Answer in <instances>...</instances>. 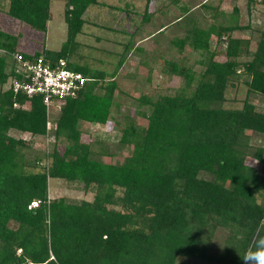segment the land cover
<instances>
[{
  "label": "trees",
  "instance_id": "trees-1",
  "mask_svg": "<svg viewBox=\"0 0 264 264\" xmlns=\"http://www.w3.org/2000/svg\"><path fill=\"white\" fill-rule=\"evenodd\" d=\"M52 1L0 0V10L45 34ZM212 1L205 0L212 20L205 27L193 6L180 5L175 21L185 24V33L171 43L181 56L165 61L162 73L182 84L133 98L145 124L129 120L121 128L117 149H131L121 162L96 157L111 152L84 140L79 128L82 121L107 123L121 106L115 74L124 53L110 73L70 61L84 15L98 0H64L67 31L58 50L44 43L34 52L19 50L20 33L0 29V264H176L178 257L241 264L264 236V108L251 101L254 95L264 103V29L251 17L264 0H244L242 24L237 2L226 19ZM151 13L145 9L143 20ZM236 31L246 37L232 36ZM13 54L63 59L86 78L75 96L60 101L54 129H47L51 113L42 96L3 88L22 80ZM228 87L245 90L239 106L228 105ZM11 129L31 137L51 133L64 149L55 143L52 152L31 153V137L15 138ZM50 178L94 188L93 200L48 199Z\"/></svg>",
  "mask_w": 264,
  "mask_h": 264
},
{
  "label": "rangeland",
  "instance_id": "rangeland-1",
  "mask_svg": "<svg viewBox=\"0 0 264 264\" xmlns=\"http://www.w3.org/2000/svg\"><path fill=\"white\" fill-rule=\"evenodd\" d=\"M215 6L225 13L228 18L234 2H237L240 9V23H245L248 14L244 0H213ZM181 4L193 6V16L200 18L201 26L211 23L207 17L205 0H181L178 6L168 4V0H155L146 5V0H98V4L91 5L84 17L86 23L82 32L76 37L78 48L72 54L70 61L77 63H88L91 67L112 72L115 64L119 62L124 53V58L118 71L115 74L117 90L115 100L121 105L118 110H113L110 118L105 124H94L82 121L79 124L84 140H92L97 147L104 146L111 156L99 157L101 160L110 162H121L123 157L131 149L126 146L121 151L117 149L118 138L121 128L132 120L138 126L145 124V120L137 116L133 98L141 93L155 94L159 91H168L182 84L180 77L170 76L162 73L165 61L176 60L181 53L171 40L178 38L185 33V24L175 21L180 13ZM169 5V6H168ZM64 0H53L50 5V19L46 33L30 29L27 25L10 17L0 10V29L11 33H20L18 49L34 52L41 49L43 43L46 49L58 50L66 39V23L63 16ZM152 12L148 20H143L144 11ZM252 21L264 29V7L256 5L252 14ZM218 17L216 22L226 21ZM180 22V23H179ZM234 37H246L240 31L232 33ZM215 37L211 39V47H214ZM127 48V51H125ZM186 49L182 55H186ZM222 58V57H218ZM7 87L4 86L5 89ZM157 91V92H155ZM245 95L244 89L236 90L228 87L226 96L229 98L228 105L237 107ZM252 103L257 110L264 108V103L257 97L251 96ZM59 108L52 109L50 114V128L54 129L53 120L58 117ZM9 135L15 138H26L31 135L11 129ZM31 140V153H49L56 143L59 151H63L64 142L55 140L53 134L47 133L44 136H33ZM27 153L26 160H32L33 154ZM51 159L48 160V163ZM252 163V162H251ZM254 164V163H252ZM95 189L83 191L77 184L62 179L48 180V199L63 197L69 201L80 202L82 200L92 201ZM109 209L120 210L119 205H107ZM225 234L226 232H219ZM176 264H206L192 258L178 257Z\"/></svg>",
  "mask_w": 264,
  "mask_h": 264
},
{
  "label": "built area",
  "instance_id": "built-area-1",
  "mask_svg": "<svg viewBox=\"0 0 264 264\" xmlns=\"http://www.w3.org/2000/svg\"><path fill=\"white\" fill-rule=\"evenodd\" d=\"M13 58L20 64L18 72L22 75V80L10 79L7 87L15 93L23 92L29 98L42 96L48 114L52 109L59 108L63 98L75 96L86 80L81 73L67 68L63 59L53 63L41 56L30 60L23 59L19 54H13ZM29 104L30 102L27 101L25 107ZM49 128L50 121L47 122V129ZM36 205V201L30 204V206Z\"/></svg>",
  "mask_w": 264,
  "mask_h": 264
},
{
  "label": "clouds",
  "instance_id": "clouds-1",
  "mask_svg": "<svg viewBox=\"0 0 264 264\" xmlns=\"http://www.w3.org/2000/svg\"><path fill=\"white\" fill-rule=\"evenodd\" d=\"M241 264H264V236L254 240L245 252Z\"/></svg>",
  "mask_w": 264,
  "mask_h": 264
}]
</instances>
